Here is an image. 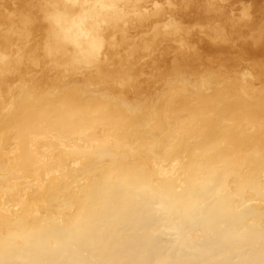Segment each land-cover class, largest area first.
I'll list each match as a JSON object with an SVG mask.
<instances>
[{
	"label": "bare ground",
	"instance_id": "bare-ground-1",
	"mask_svg": "<svg viewBox=\"0 0 264 264\" xmlns=\"http://www.w3.org/2000/svg\"><path fill=\"white\" fill-rule=\"evenodd\" d=\"M0 264H264V0H0Z\"/></svg>",
	"mask_w": 264,
	"mask_h": 264
}]
</instances>
